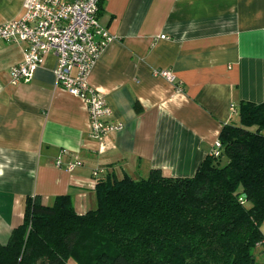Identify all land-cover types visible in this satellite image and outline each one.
I'll list each match as a JSON object with an SVG mask.
<instances>
[{"label": "crops", "instance_id": "1", "mask_svg": "<svg viewBox=\"0 0 264 264\" xmlns=\"http://www.w3.org/2000/svg\"><path fill=\"white\" fill-rule=\"evenodd\" d=\"M23 4L0 0V24ZM98 19L113 38L88 81L111 108L107 122L122 125L100 138L90 135L84 102L56 81L53 53L12 84L9 68L26 44L0 39L1 243L22 223L28 195L51 204L69 194L77 213L94 208L95 169L193 175L222 126L239 121V102L264 101V0H99Z\"/></svg>", "mask_w": 264, "mask_h": 264}, {"label": "trees", "instance_id": "2", "mask_svg": "<svg viewBox=\"0 0 264 264\" xmlns=\"http://www.w3.org/2000/svg\"><path fill=\"white\" fill-rule=\"evenodd\" d=\"M238 115L191 176H97L84 213L69 194L26 196L0 264H264V101L241 100Z\"/></svg>", "mask_w": 264, "mask_h": 264}, {"label": "built area", "instance_id": "3", "mask_svg": "<svg viewBox=\"0 0 264 264\" xmlns=\"http://www.w3.org/2000/svg\"><path fill=\"white\" fill-rule=\"evenodd\" d=\"M99 0H24L20 16L0 24V39L25 43L22 60L9 68L12 84L29 81L45 57H56L54 75L60 86L80 98L87 109L90 135L100 138L122 125L110 124L106 118L111 108L106 98L89 81L88 76L105 45L113 38L98 19ZM164 37V35H161ZM154 74L174 81L170 69ZM222 144L213 142L210 155L217 156ZM75 159L67 169L80 165ZM56 165L61 166L58 157ZM102 169L92 173L96 178Z\"/></svg>", "mask_w": 264, "mask_h": 264}, {"label": "rangeland", "instance_id": "4", "mask_svg": "<svg viewBox=\"0 0 264 264\" xmlns=\"http://www.w3.org/2000/svg\"><path fill=\"white\" fill-rule=\"evenodd\" d=\"M260 228L264 234V221L261 223ZM263 247L258 246L257 248L254 249V254L256 256V259L258 261H263L264 262V250L262 251ZM69 263H72L71 261Z\"/></svg>", "mask_w": 264, "mask_h": 264}]
</instances>
